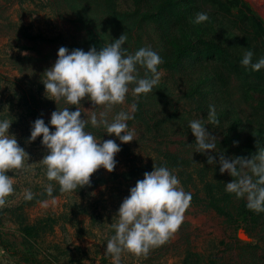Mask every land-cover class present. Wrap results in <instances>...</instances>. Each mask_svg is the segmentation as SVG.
<instances>
[{
	"label": "rangeland",
	"instance_id": "374dc122",
	"mask_svg": "<svg viewBox=\"0 0 264 264\" xmlns=\"http://www.w3.org/2000/svg\"><path fill=\"white\" fill-rule=\"evenodd\" d=\"M138 1L148 8L147 17L132 16ZM197 12L208 13L209 20L194 23ZM85 23L94 24L103 47L125 34L123 47L129 53L151 47L173 60L170 67H158L159 83L145 101L151 113L170 118L158 128V138L144 134L145 139L136 142L146 148L142 162L159 161L173 170L192 200L177 232L157 246L156 253L150 249L149 264H184L185 259L188 264H264V212L249 210L246 199L225 191V183L235 178L221 174L218 162L207 163V155L218 161L219 153L196 152L188 126L190 120H202L217 139L216 151L226 157L251 158L264 149V68L253 71L240 63L249 50L253 62L264 57V0H0V119L13 121L10 133L14 134L19 118L18 91L13 89V81L21 77L18 70L40 82L60 47L73 44L88 51L89 44L77 46L89 34ZM137 68L142 77L143 67ZM135 86L129 85L124 103L114 105L109 114L131 112L133 105L136 110ZM209 105L215 106L218 125L208 122ZM53 108L61 107L48 110ZM20 198L17 194L11 203ZM4 208H0V264H63V196L27 209L29 223L57 220L53 233L47 232L30 247L21 242L17 225L2 212ZM67 232L73 246L87 254L81 264H101L102 258L110 257L99 240L80 239L69 227ZM27 247L33 248L36 258H29Z\"/></svg>",
	"mask_w": 264,
	"mask_h": 264
},
{
	"label": "clouds",
	"instance_id": "9594fccd",
	"mask_svg": "<svg viewBox=\"0 0 264 264\" xmlns=\"http://www.w3.org/2000/svg\"><path fill=\"white\" fill-rule=\"evenodd\" d=\"M208 20V13L197 12L193 22ZM126 40L127 36L122 34L99 51L94 46L88 51L80 48L70 51L62 46L55 63L44 72L45 95L56 104L63 100L67 105L76 106L74 111L70 107L57 108L47 124L42 117L37 118L28 137L31 143L42 136L41 144L47 149L41 159L46 166V177L56 181L61 192L90 186L91 176L99 168L112 172L117 165L115 156L121 151L120 144L114 139L99 141L86 130L87 125L103 127L121 143L133 141L136 133L129 129L127 121L134 119L135 105L131 112L120 111L111 120L109 111L114 105L124 103L130 84L136 85L132 92L139 97L159 83L158 66L162 63L159 53L151 47H140L129 53L123 47ZM253 55V51H246L240 63L260 71L264 68V57L253 62ZM137 65L145 69L144 77L139 76ZM85 97L94 105L93 109L103 106L104 110H92L89 117L82 118L81 101ZM208 122L217 125L220 122L214 105H209ZM12 123L10 119H0V208L15 191V173L9 175V170H24L30 159L15 134L9 131ZM188 126L195 137L196 152L219 153L218 161L215 155H207V163L215 166L218 162L221 174L227 172L235 178L225 183V191L235 194L237 199H246L249 210L257 214L264 212V149L251 158L226 157L216 151L217 139L202 120H190ZM53 190L49 183L46 186L49 196ZM33 196L30 189L25 190L26 200H32ZM191 200L192 193L183 189L173 170L154 165L151 172H145L143 179L129 189V195L120 204L116 222L111 224L115 234L107 241L105 255L111 257L112 264H121L125 250L138 257L147 256L151 248L164 244L177 232Z\"/></svg>",
	"mask_w": 264,
	"mask_h": 264
},
{
	"label": "trees",
	"instance_id": "16d2710c",
	"mask_svg": "<svg viewBox=\"0 0 264 264\" xmlns=\"http://www.w3.org/2000/svg\"><path fill=\"white\" fill-rule=\"evenodd\" d=\"M136 3L137 6L133 5V9L131 10L132 16L147 17L146 11H148V8L140 6L139 1ZM84 28L89 29V34L83 39L80 38L81 43L77 44V46L80 44H89L90 47L94 46L99 51L103 46L97 36V29L94 24L90 25L85 23ZM77 48L79 47H74L72 44L68 49L71 51ZM170 49L174 51L176 48L170 47ZM170 54H173V56L175 55L174 52H170ZM29 59L32 61L36 60L34 58L32 59V57ZM172 61L173 60L170 58H162V63L158 67L160 69L168 66L170 67ZM142 69V77H144L145 70L144 68ZM18 71L21 77L13 81L15 83L13 89L18 91L19 118L13 129L19 145L29 154L30 159L28 161L29 164L26 165L24 170H12L15 173L16 183L14 184V189L16 192H14V195L7 198V203L5 208L2 209V212L4 211L10 215L12 221L17 225L21 242L30 247L31 242L43 237L47 232L53 233L57 220L48 219V221L29 223L26 219L27 209L38 203L63 196V264H81V262L87 259V254H85L80 247L73 246L74 243L67 232L68 227L74 230L76 237L80 239H97L106 246L107 241L115 234V230L111 227V224L116 222L115 214L123 199L129 195V189L135 186L138 180L143 179L145 172H151L154 165L157 167L160 166V162L155 160L148 165L142 162L141 158L146 148L142 145L140 146L136 141H141V137L144 136V134L149 135L150 133L155 135V139L158 138V128L162 127L165 122L169 120L170 116L161 114V112L151 113L146 108L145 101L150 96L151 92H149L147 94H141L139 97L135 95L133 100L134 103L137 102V108L135 112L132 113L134 119L127 121L129 129H133L136 133L133 141L121 143L119 139L115 137V134L109 135L103 127L94 128L89 123L86 130L92 132L99 141L103 142L107 139H114L120 144L121 151L115 156L117 165L112 172H108L103 167L99 168L92 174L90 186L78 188L74 192H61L60 185L56 181H49L46 177V166L43 165L41 159L47 153V149L41 144L42 136L31 143L28 142V137L30 136L31 125L37 118L42 117L45 119V116H48L46 121L49 122L53 111L48 109L53 107V105H59L61 108L70 107L71 111H74L76 106L67 105L65 102L56 104L55 101L49 99L45 95V87L42 81L36 82L22 70ZM148 75L151 76V73ZM17 84H25V87L22 88ZM161 87L163 88V85H161ZM128 95L129 93L126 96ZM81 104L84 112L81 114L82 118L89 117L92 110L97 112L104 110L103 106H97L93 109L94 105L87 97L81 101ZM83 107L85 109H83ZM118 112L120 111H117L115 114H109V120ZM52 127L53 126H50V129H52ZM143 129H147V133H145ZM33 165L34 169H30ZM117 167H119V169H117ZM12 171L9 170L11 174L9 172L8 174L13 175ZM33 171H35V174H32ZM49 183H51L54 188L51 196L46 192V186ZM26 189H30L34 193L32 200H26L24 198ZM17 194L21 195L19 202L16 204L11 203L15 200ZM84 217L87 218V221L80 220V218ZM2 219L3 214H1V221ZM65 236L68 240H65ZM99 241L97 242L100 243ZM55 248L56 251H58L59 247L57 245H55ZM31 250H33L32 247H27L24 251L29 254V258L34 259L36 256ZM75 252L79 255L78 259ZM124 253L125 255H123L121 264H149L151 260V255L148 254L147 256L138 257L126 250ZM152 253H156V247L152 248L151 254ZM50 255L53 256V254ZM50 255H46L44 258L53 259ZM110 258L111 257L102 258L101 264H109ZM184 262V264L189 263L188 259H185Z\"/></svg>",
	"mask_w": 264,
	"mask_h": 264
}]
</instances>
